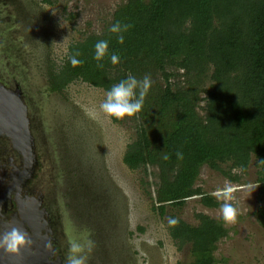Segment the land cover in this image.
I'll use <instances>...</instances> for the list:
<instances>
[{
	"label": "rangeland",
	"instance_id": "obj_1",
	"mask_svg": "<svg viewBox=\"0 0 264 264\" xmlns=\"http://www.w3.org/2000/svg\"><path fill=\"white\" fill-rule=\"evenodd\" d=\"M126 1L0 0V80L20 89L29 107L33 163L22 185L28 197L40 198L60 264L67 236L78 237L85 230L95 242L89 264L188 263L193 259L189 247L173 240L168 221L172 217L196 225L198 213L227 229L213 252L216 264H264V200H257L253 158L243 172L230 168L236 180L203 164L193 182L211 196L225 181L234 185L236 223L223 222L222 201L214 196L216 206L203 205L196 195L180 205L165 204L161 212L156 202L159 168L147 164L131 169L122 159L137 136L139 119L107 116L100 109L107 91L79 79L50 90L51 75L66 58L68 45L103 31ZM183 79L178 78L182 84ZM204 104L199 101L200 115ZM16 164L22 166L19 152L0 138V192L9 182L3 170ZM16 208L11 199L4 203L5 223L18 217Z\"/></svg>",
	"mask_w": 264,
	"mask_h": 264
},
{
	"label": "trees",
	"instance_id": "obj_2",
	"mask_svg": "<svg viewBox=\"0 0 264 264\" xmlns=\"http://www.w3.org/2000/svg\"><path fill=\"white\" fill-rule=\"evenodd\" d=\"M117 21L132 25L123 33V44L109 31ZM99 40L109 42L102 69L93 59ZM77 51L84 63L73 68L69 58ZM112 53L119 55V64L111 63ZM129 74L149 75L152 84L143 109L131 117L139 119L137 136L122 159L131 169L159 168L161 212L165 204L180 205L196 195L205 206L218 205L193 187L200 167L206 164L236 180L230 168L246 170L251 158L257 200H264V165L259 163L264 160V0H127L103 31L68 45L66 58L51 75L50 90L79 79L108 91ZM200 100L204 115L197 111ZM197 217L196 225L178 219L177 226H168L173 240L179 247L188 245L193 256L176 264H216L213 252L227 229L206 214Z\"/></svg>",
	"mask_w": 264,
	"mask_h": 264
},
{
	"label": "clouds",
	"instance_id": "obj_3",
	"mask_svg": "<svg viewBox=\"0 0 264 264\" xmlns=\"http://www.w3.org/2000/svg\"><path fill=\"white\" fill-rule=\"evenodd\" d=\"M132 25L121 24L117 21L113 24L109 31L116 34L117 40L120 44L124 43V32H127ZM109 42L108 40H99L94 45V56L96 60L97 68L102 69L104 67L103 61L105 56L109 55ZM81 54L77 51L72 55L70 59L71 66L73 68L81 66L84 61L78 59ZM113 65L119 64L120 57L116 53H112L109 56ZM152 81L149 75H145L142 79H137L136 76L129 74L126 78L120 80L118 83L112 85L110 90L106 92L105 99L100 104V109L109 117H113L117 120H122L126 116L132 117L139 113L143 109L145 98L151 87ZM178 159H183V153L176 152ZM164 160H168L169 156L165 154ZM259 163L264 165V160H260ZM239 172L245 171L240 168ZM252 186L249 185V188ZM237 188L230 182L225 181L222 187H218L212 195L218 200L222 201L220 204V215L223 222L227 224H234L237 221L238 207L236 204L235 193ZM170 226H177L179 220L175 218H169ZM91 233L85 230L80 236H74L69 234L67 236V251L65 253L64 264H89L90 254L95 247V242L90 238ZM34 241L26 230L19 227H12L10 231L0 233V250L8 254H20L21 249H31ZM44 248L46 251L55 255L53 250V242L48 240L45 243Z\"/></svg>",
	"mask_w": 264,
	"mask_h": 264
},
{
	"label": "water",
	"instance_id": "obj_4",
	"mask_svg": "<svg viewBox=\"0 0 264 264\" xmlns=\"http://www.w3.org/2000/svg\"><path fill=\"white\" fill-rule=\"evenodd\" d=\"M0 138H6L10 147L18 151L22 157L21 169L14 170L15 176L4 190L0 192V211L5 202L7 195L11 192L10 186L19 187V183L23 181V175L28 174L33 163V144L30 131V117L28 105L23 99L20 89H12L6 87L0 82ZM40 200V199H39ZM37 198H31L28 205L22 203L18 199L20 216L14 218L5 228L3 232L10 231L12 227H19L26 230L29 227L32 233H29L34 241L31 249H21L20 254H8L0 250V264H42L45 262L46 255L50 252L44 248L42 243L44 237L45 243L50 240V230L46 229V221L43 220V212L39 209L40 201ZM31 205V206H30ZM26 206V207H25ZM29 207L39 216L38 226L36 222L23 218V211H27L29 215ZM37 218V219H38ZM35 223V224H33ZM45 230V232H44ZM37 235V240L34 236ZM29 258V260L27 259ZM44 264V263H43Z\"/></svg>",
	"mask_w": 264,
	"mask_h": 264
},
{
	"label": "flooded vegetation",
	"instance_id": "obj_5",
	"mask_svg": "<svg viewBox=\"0 0 264 264\" xmlns=\"http://www.w3.org/2000/svg\"><path fill=\"white\" fill-rule=\"evenodd\" d=\"M0 82H2L1 80H0ZM3 83V82H2ZM6 87H8V88H12V89H18L17 87H13V86H8V85H6L5 83H3ZM21 91V90H20ZM22 93V92H21ZM22 96H23V99L25 98L24 97V95H23V93H22ZM25 100V99H24ZM25 102H26V100H25ZM27 103V102H26ZM28 109H29V107H28ZM11 148V147H10ZM11 150H13L12 148H11ZM19 155H20V153H19ZM12 160H14V158H11ZM11 160V161H12ZM20 160L22 161L23 159H22V157H21V155H20ZM11 161H8V165H10V164H12V162ZM14 164V163H13ZM22 164H23V162H22ZM22 167V166H21ZM21 167H19L18 166V164H16V165H14L12 168L11 167H9V168H11V170L9 171L8 170V168L7 169H5V170H3V173H4V179L6 180V178H9V182L7 183V185L11 182V180L13 179V176H15V172H14V170L16 169V168H20L21 169ZM8 171V172H7ZM5 176H6V178H5ZM24 176V175H23ZM23 182V181H22ZM22 182L21 183H19V187L18 188H16L17 186H10V189H12L11 190V192L7 195V197H6V199H5V202H7V201H10V199L12 200V201H14V204L17 206V208H18V210H19V206H18V199H20V201L22 202V203H26V205H28V203H29V200L31 199V198H33V197H28L26 194H25V190H24V188H23V185H22ZM6 185V186H7ZM6 186L3 188V190L6 188ZM29 198V199H28ZM40 199V198H39ZM4 202V203H5ZM3 206H4V204H3ZM3 206H2V209H3ZM31 206V205H30ZM26 207V206H25ZM16 208V209H17ZM2 209H1V211H0V233H2V231H4L5 230V228L7 227V225L14 219V218H12L11 220H10V222H8V223H5V219H4V215H3V212H2ZM29 209H30V207H29ZM18 213H19V215H18V218H19V216H20V212L18 211ZM34 213H35V211H34ZM17 218V217H16ZM40 220V219H39ZM43 220H45V218H43ZM41 221V220H40ZM46 221V220H45ZM39 222V221H38ZM26 231L28 232V233H32L31 231V229L29 228V227H26ZM44 232H45V230H44ZM54 250H56V248L54 249ZM46 258H47V260L45 259V262H43L44 264H50L49 263V261L50 262H54L53 264H60L61 263V261H62V259H61V255L60 254H58L56 251H55V255H52V253L50 252L48 255H46ZM48 258H50V259H48ZM42 263V264H43ZM39 264H40V262H39Z\"/></svg>",
	"mask_w": 264,
	"mask_h": 264
},
{
	"label": "bare ground",
	"instance_id": "obj_6",
	"mask_svg": "<svg viewBox=\"0 0 264 264\" xmlns=\"http://www.w3.org/2000/svg\"><path fill=\"white\" fill-rule=\"evenodd\" d=\"M29 212L31 213L30 215H29V213L27 211H23V218L27 219V220H30L31 222H36V224L35 223H33V224L38 226L37 222L39 221V218H38L39 216H36V213H34V211H32L31 209H29ZM34 239L37 240V235L34 236ZM41 239H42V243L41 244L42 245L45 244V240L46 239L44 237H42ZM27 259L29 260V258H27Z\"/></svg>",
	"mask_w": 264,
	"mask_h": 264
}]
</instances>
